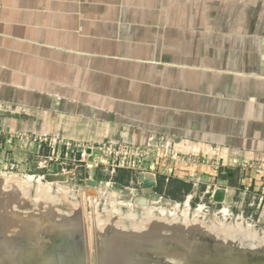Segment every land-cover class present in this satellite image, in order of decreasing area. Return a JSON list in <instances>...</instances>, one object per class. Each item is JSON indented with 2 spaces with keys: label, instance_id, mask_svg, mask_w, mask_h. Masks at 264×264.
Masks as SVG:
<instances>
[{
  "label": "crops",
  "instance_id": "1",
  "mask_svg": "<svg viewBox=\"0 0 264 264\" xmlns=\"http://www.w3.org/2000/svg\"><path fill=\"white\" fill-rule=\"evenodd\" d=\"M0 129L163 150L157 183L264 205L259 173L217 177L264 163V0H0Z\"/></svg>",
  "mask_w": 264,
  "mask_h": 264
},
{
  "label": "rangeland",
  "instance_id": "2",
  "mask_svg": "<svg viewBox=\"0 0 264 264\" xmlns=\"http://www.w3.org/2000/svg\"><path fill=\"white\" fill-rule=\"evenodd\" d=\"M39 137L42 145L37 142ZM66 143L76 148L67 153ZM83 143L92 145L82 139L0 129V177L5 174L16 180L9 178L0 189V234L11 240L8 246L0 245V262L5 255H12L18 264H43L30 260V255L51 250L64 264H84L88 260L92 264H200L190 253L202 242L212 250L219 245L230 248L224 256L245 259L243 264H264V205L260 198L254 201L248 192L217 202L213 199L215 186L204 193L207 187L186 185L167 173L166 179L158 180L148 191L139 181L140 173H165L172 163L168 153L155 149L154 155L142 157L140 166L117 168L115 172L109 158V164L90 170L79 159L76 145ZM157 157L164 167L156 162ZM155 165L158 168H153ZM209 165L218 166L213 161ZM245 170L222 169L217 177L229 178L231 173L229 186L240 188V173L249 176L255 171L264 181V171L252 167ZM47 174L63 175L65 179L49 181ZM140 198H146L148 204L140 205ZM128 214L133 217L128 218ZM40 226L46 228L36 233ZM23 239L31 241L26 244ZM186 241L190 248L182 251L180 243ZM24 249H30V259L25 258ZM164 250H170V255H165L168 260H162ZM175 250L179 256L174 257Z\"/></svg>",
  "mask_w": 264,
  "mask_h": 264
},
{
  "label": "built area",
  "instance_id": "3",
  "mask_svg": "<svg viewBox=\"0 0 264 264\" xmlns=\"http://www.w3.org/2000/svg\"><path fill=\"white\" fill-rule=\"evenodd\" d=\"M10 141V140H9ZM37 142L42 145L43 139L39 137ZM55 146V143H54ZM65 150L68 153L69 151H73L76 147L73 143H66ZM77 151L80 153V160L83 163H86L87 167L92 170L95 169L99 164H109L110 159L112 161L111 166L113 172L117 168H135L143 164L142 157L145 155H154V149H151L144 145L138 144H130V143H102V144H92V145H76ZM157 152V151H156ZM104 155H107L106 159H104ZM110 158V159H109ZM158 164H160V160L157 157ZM100 162V163H99ZM162 168V165L160 164ZM244 167V165H243ZM249 167L256 169L258 171H264V165L259 164L255 166H245L247 170ZM153 168H158L157 165L153 166ZM245 170V171H246Z\"/></svg>",
  "mask_w": 264,
  "mask_h": 264
},
{
  "label": "bare ground",
  "instance_id": "4",
  "mask_svg": "<svg viewBox=\"0 0 264 264\" xmlns=\"http://www.w3.org/2000/svg\"><path fill=\"white\" fill-rule=\"evenodd\" d=\"M2 175V174H1ZM9 178H11L12 180H14V181H16L14 178H13V176L12 177H8L7 175H5V174H3V177L1 176L0 177V181H1V183H0V189H2V187H3V185H4V182H6ZM29 179L31 180L32 179V176L31 177H29ZM42 186V185H41ZM2 191V190H1ZM148 212H150V209H148L147 210ZM129 213H132V211H130ZM131 215V217H133V214H128V218H129V216ZM150 219H152V218H150ZM155 220H152V222H154ZM99 223V222H98ZM100 225L102 224V223H99ZM29 225V224H28ZM3 227V226H2ZM41 228H39L38 227V229H35V232L36 233H39V232H41L43 229H45L46 228V226L44 227V228H42V226H40ZM5 229V228H4ZM34 230V229H33ZM123 231V230H122ZM128 231V230H127ZM133 232V231H132ZM137 233V232H136ZM135 233V234H136ZM164 233V232H163ZM61 234V233H60ZM232 236V235H231ZM61 238V237H60ZM10 239L8 238V237H6V236H2L1 234H0V245L2 246V244L3 245H6V246H8L7 244H11L10 243ZM209 241V240H208ZM121 243H122V241H121ZM180 243V242H179ZM189 242L188 241H186V242H182V243H180L181 244V250L182 251H184L185 249H187V248H190L189 246H187V244H188ZM32 244H33V242H32ZM36 245H38L37 246V248H39L40 246H39V242L36 244ZM185 245L187 246V247H185ZM16 246V245H15ZM216 246V245H215ZM13 247V246H12ZM23 247V246H22ZM22 247H20V248H22ZM51 247V246H50ZM217 248L214 250H212L211 249V247H210V245H208V244H205V243H200V244H198V248L196 247V248H192L191 250H192V253H190L192 256H195L194 257V259L192 258V260L194 261V260H197V261H200V264H234L235 262V264H243L244 263V261H245V259H242V258H238V259H230V257L229 256H224V253H229L228 251H229V249L230 248H227V249H224L223 247H221V245H219V246H216ZM31 248V247H30ZM179 248V247H178ZM179 248V249H180ZM9 249V248H8ZM51 249V248H50ZM57 249V248H56ZM64 249V248H63ZM120 249V248H119ZM170 249H171V247H170ZM176 249V248H175ZM55 250V249H54ZM65 250V249H64ZM118 250V249H117ZM168 250V249H167ZM51 251V250H50ZM59 251V250H58ZM188 251V250H187ZM28 252L30 253V249H24V253H25V258H27V257H29L28 255ZM48 253H44V252H42V253H40V254H38V255H36L35 253H33L32 255H30V256H33L32 258L31 257H29V259L30 260H34V261H40V262H42L43 264H60L61 263V261L62 260H60V257L58 256V255H54V253H49V251H47ZM186 252V251H185ZM162 253H164L163 255L164 256H162V260H168V259H166V257H165V255H168L169 253H170V250L169 251H166V250H164V251H162ZM161 253V254H162ZM3 254H4V252H3ZM173 255H174V257H176V256H179V253L175 250V252L174 253H172ZM170 255V254H169ZM168 255V256H169ZM172 256V255H171ZM5 258L2 260L1 259V262H0V264H11V256H7V255H5L4 256ZM6 257H8V259H6ZM260 257H263V255L261 256L260 255ZM179 258H181V257H179ZM247 259V258H246ZM175 260H177V258L175 259ZM248 260V259H247ZM63 262V261H62ZM17 263V262H16ZM64 263V262H63ZM100 263H102L101 261H100ZM160 263H164L163 261H160L159 263H157V264H160ZM247 263V262H246ZM251 263V262H250ZM253 263H256V262H252V264ZM261 263H263L262 261H261ZM38 264V263H37ZM172 264H175V263H172ZM257 264H259V263H257Z\"/></svg>",
  "mask_w": 264,
  "mask_h": 264
},
{
  "label": "water",
  "instance_id": "5",
  "mask_svg": "<svg viewBox=\"0 0 264 264\" xmlns=\"http://www.w3.org/2000/svg\"><path fill=\"white\" fill-rule=\"evenodd\" d=\"M59 168V166H57V169ZM0 175H1V171H0ZM46 178L49 180V181H53L55 179H65L63 175H54V174H47ZM139 181L142 183V186L148 190V191H152L153 190V187H155L157 185V180H156V175L154 173H150V172H142L140 173L139 175ZM90 183L95 184L94 181H89ZM225 196H226V189L223 188V187H219L215 190V193H214V197L213 199L217 202H223L225 200ZM139 204L142 205V206H146L148 204V200L146 198H140L139 199ZM9 234V233H6V235ZM44 235H48V234H45L43 233ZM11 236H9L11 239H12V234H9ZM14 238V237H13ZM15 240L13 241H16L17 239L14 238ZM24 241L26 239H23ZM31 240H27L25 241L26 244H28ZM19 242V241H17ZM24 244V243H23ZM47 251L49 250H46L44 253H48ZM51 252V251H49ZM53 253V251L51 252ZM86 255H89L88 251H87V254ZM12 257V255H11ZM61 260V258H60ZM98 262H94V264H97ZM11 264H18L16 263L15 261H13V258H11ZM22 264H26V263H22ZM60 264H64L62 261ZM84 264H92V261L88 260V261H85Z\"/></svg>",
  "mask_w": 264,
  "mask_h": 264
},
{
  "label": "trees",
  "instance_id": "6",
  "mask_svg": "<svg viewBox=\"0 0 264 264\" xmlns=\"http://www.w3.org/2000/svg\"><path fill=\"white\" fill-rule=\"evenodd\" d=\"M186 185H187V183H186Z\"/></svg>",
  "mask_w": 264,
  "mask_h": 264
}]
</instances>
